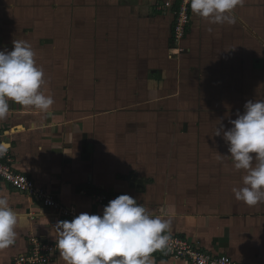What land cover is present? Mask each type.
Returning <instances> with one entry per match:
<instances>
[{"label": "crops", "instance_id": "crops-1", "mask_svg": "<svg viewBox=\"0 0 264 264\" xmlns=\"http://www.w3.org/2000/svg\"><path fill=\"white\" fill-rule=\"evenodd\" d=\"M156 2L0 0V51L27 41L44 71L41 91L54 99L47 113L9 100L0 144L16 171L77 214H103L92 191L128 194L171 219L169 233L264 264V202L235 198L245 173L214 135L221 124L232 127L247 101L264 99V0H243L235 24L191 11L179 44L172 12ZM0 195L25 218L14 244L0 249V264L25 253L33 235L56 242V223L74 218L6 184ZM168 205L171 217L162 215ZM152 255L155 264H189ZM50 264L66 261L59 252Z\"/></svg>", "mask_w": 264, "mask_h": 264}, {"label": "clouds", "instance_id": "clouds-1", "mask_svg": "<svg viewBox=\"0 0 264 264\" xmlns=\"http://www.w3.org/2000/svg\"><path fill=\"white\" fill-rule=\"evenodd\" d=\"M242 3L190 0V8L213 24H235L233 11ZM13 45L11 51H0V119L9 112V100L47 113L54 99L41 91L44 71L36 63L35 52L24 40L15 39ZM244 108L243 114L229 121L232 127L221 124L214 135L223 136L234 168L245 173L243 186L232 189L235 198L255 206L264 202V99L249 100ZM174 214V205L162 210V215ZM24 222L7 196L0 195V249L14 244L17 227ZM170 226L171 219L151 214L136 199L122 194L109 201L102 215L81 213L71 221H58L56 247L66 264H155L152 254L168 246Z\"/></svg>", "mask_w": 264, "mask_h": 264}, {"label": "built area", "instance_id": "built-area-1", "mask_svg": "<svg viewBox=\"0 0 264 264\" xmlns=\"http://www.w3.org/2000/svg\"><path fill=\"white\" fill-rule=\"evenodd\" d=\"M155 9L164 12L170 10L173 14L172 41L179 44L188 33L191 24L190 0H161L154 4ZM1 136V133H0ZM0 186L7 185L11 189L26 193L33 199H36L46 207L60 215L78 216L74 208H68L60 203L53 194L46 189L38 186L35 180L29 175L18 172L13 167L11 155L0 144ZM86 193V189H81ZM92 197L95 202L104 210L109 201L117 198L105 191H92ZM170 235L168 246L163 250L167 256L175 259L187 261L189 264H244L232 259L229 256L210 253L202 248L198 241L190 240L186 237L167 233ZM30 246L25 253H20L13 258L12 264H50L57 258L59 249L56 242L46 238L31 236L29 238Z\"/></svg>", "mask_w": 264, "mask_h": 264}]
</instances>
